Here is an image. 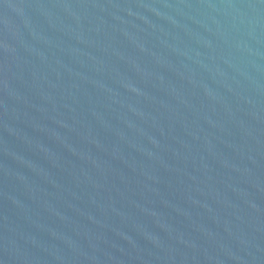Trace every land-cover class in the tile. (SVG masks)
<instances>
[{
    "label": "water",
    "instance_id": "obj_1",
    "mask_svg": "<svg viewBox=\"0 0 264 264\" xmlns=\"http://www.w3.org/2000/svg\"><path fill=\"white\" fill-rule=\"evenodd\" d=\"M0 264H264V0H0Z\"/></svg>",
    "mask_w": 264,
    "mask_h": 264
}]
</instances>
